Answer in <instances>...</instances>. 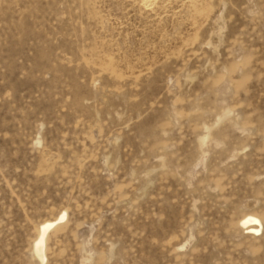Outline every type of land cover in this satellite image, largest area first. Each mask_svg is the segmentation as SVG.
<instances>
[{
    "label": "rangeland",
    "instance_id": "1",
    "mask_svg": "<svg viewBox=\"0 0 264 264\" xmlns=\"http://www.w3.org/2000/svg\"><path fill=\"white\" fill-rule=\"evenodd\" d=\"M0 264H264V0H0Z\"/></svg>",
    "mask_w": 264,
    "mask_h": 264
},
{
    "label": "bare ground",
    "instance_id": "2",
    "mask_svg": "<svg viewBox=\"0 0 264 264\" xmlns=\"http://www.w3.org/2000/svg\"><path fill=\"white\" fill-rule=\"evenodd\" d=\"M65 218V214H62L58 220H62ZM47 221L44 222L41 225V229H40V233H39V237L36 239L35 243H34V252L35 254L39 257V259L41 260V262L43 263L46 259V255H45V239H46V235L49 231V229L55 225L57 223V221ZM241 224L247 228V230L251 233H258L261 230V222L260 220L253 216V215H247L245 216L242 221Z\"/></svg>",
    "mask_w": 264,
    "mask_h": 264
}]
</instances>
